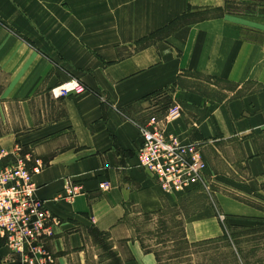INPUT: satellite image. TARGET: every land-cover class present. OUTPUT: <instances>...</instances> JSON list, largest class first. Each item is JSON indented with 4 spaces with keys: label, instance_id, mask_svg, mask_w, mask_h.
<instances>
[{
    "label": "crops",
    "instance_id": "obj_1",
    "mask_svg": "<svg viewBox=\"0 0 264 264\" xmlns=\"http://www.w3.org/2000/svg\"><path fill=\"white\" fill-rule=\"evenodd\" d=\"M69 78L85 90L53 98ZM218 82L229 85L220 99ZM174 103L181 115L165 122ZM152 116L167 137L203 144L214 189L264 203V0H0V155L19 145L43 164L32 180L60 221L45 241L53 264H159L121 230L133 208L155 212L178 195L138 167ZM216 195L232 221L264 214ZM183 232L192 245L224 229L210 205ZM19 260L0 235V264Z\"/></svg>",
    "mask_w": 264,
    "mask_h": 264
},
{
    "label": "built area",
    "instance_id": "obj_2",
    "mask_svg": "<svg viewBox=\"0 0 264 264\" xmlns=\"http://www.w3.org/2000/svg\"><path fill=\"white\" fill-rule=\"evenodd\" d=\"M70 83L74 84L73 91L65 88ZM55 89L59 90L58 94ZM82 90H85V86L80 80L69 78L53 87L50 95L58 98L59 95ZM180 115L181 106L174 103L163 120L170 122ZM149 118L147 124L139 126L141 142L137 151L138 167L154 178L166 194H181L196 186L208 189L203 144L182 142L175 136L167 137L158 125L159 120L155 116ZM161 147L168 149L172 160L160 156ZM19 151L23 155H19ZM12 155L16 158L14 161L0 155V233L5 247L10 254L20 256V264H51L52 256L45 249L44 242L52 236L54 227L60 221L45 206V200L38 196L37 186L32 181V173H38L43 164L34 160L19 145H15ZM99 188L107 190L108 182H101ZM66 191L69 198L79 193L73 187Z\"/></svg>",
    "mask_w": 264,
    "mask_h": 264
},
{
    "label": "rangeland",
    "instance_id": "obj_3",
    "mask_svg": "<svg viewBox=\"0 0 264 264\" xmlns=\"http://www.w3.org/2000/svg\"><path fill=\"white\" fill-rule=\"evenodd\" d=\"M209 81L205 77H195L192 82L206 84L205 82ZM218 84V88L213 89L212 93L215 98L220 99L225 95L223 87H229V85L227 86L223 82H218ZM76 94L70 92L63 96ZM63 96L59 95L58 97ZM168 99L169 97H166V101H163L165 105ZM167 151V148L161 147L159 150L161 152L160 156L172 160L173 158L170 157ZM206 181L208 189L200 186L176 196H171V202L155 212L140 214L137 208H133V214L128 217L129 219L121 227L122 233L126 229L135 231L143 241V245L156 253L159 264H264V214L256 219L247 218V220L240 222L228 221L231 220L229 219L231 216L221 212L218 201L220 197L216 193L220 195L221 193L229 194L241 202L247 201L245 198L251 199L248 202L264 212V203L258 201L263 199H258L257 195L246 192L244 188H235L232 191L233 193H227L228 189L221 190L219 188L217 190L213 188L215 181L212 178L206 177ZM246 195H251V197ZM254 196L257 200L254 199ZM210 205L214 207L226 236L196 242L192 245L187 244L183 232L185 219ZM92 236L102 245L105 243L104 240L99 241L101 239L98 236ZM14 259L11 258L15 261ZM53 262L52 257L51 264Z\"/></svg>",
    "mask_w": 264,
    "mask_h": 264
},
{
    "label": "bare ground",
    "instance_id": "obj_4",
    "mask_svg": "<svg viewBox=\"0 0 264 264\" xmlns=\"http://www.w3.org/2000/svg\"><path fill=\"white\" fill-rule=\"evenodd\" d=\"M62 84H63V83H62ZM73 87H74V84H73V83H70V84H68V85L65 86V88H67V89L69 88V90H71V91L74 90ZM83 91H84V90L79 91L77 94H79V93H81V92H83ZM55 93L58 94V93H59V90H58V89H55ZM56 94H55V95H56ZM19 155H20V154H19ZM12 159H13V161H14L16 158L13 157ZM26 166H28V165H27V162H26ZM33 175H34V173H32V177H33ZM32 181H33V180H32ZM0 235H1V233H0ZM1 238L3 239L2 235H1Z\"/></svg>",
    "mask_w": 264,
    "mask_h": 264
},
{
    "label": "trees",
    "instance_id": "obj_5",
    "mask_svg": "<svg viewBox=\"0 0 264 264\" xmlns=\"http://www.w3.org/2000/svg\"><path fill=\"white\" fill-rule=\"evenodd\" d=\"M197 187H199V186H196V187H193V188H191V189H196ZM190 189V190H191ZM228 221H231L232 222V220H228ZM231 222H229V223H231ZM226 236V233H225V231H224V234H223V237H225ZM187 243V242H186ZM143 246H145V245H143ZM149 250V249H148ZM149 251H151V250H149ZM153 252V251H152ZM154 254H155V256H156V253L154 252ZM157 257V256H156ZM157 260H158V258H157Z\"/></svg>",
    "mask_w": 264,
    "mask_h": 264
}]
</instances>
